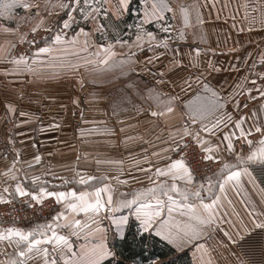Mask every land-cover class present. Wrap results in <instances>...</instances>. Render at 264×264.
Instances as JSON below:
<instances>
[{
	"label": "snow or ice",
	"instance_id": "1",
	"mask_svg": "<svg viewBox=\"0 0 264 264\" xmlns=\"http://www.w3.org/2000/svg\"><path fill=\"white\" fill-rule=\"evenodd\" d=\"M133 2L43 0L40 3L34 0H0V19L12 21L17 8H22L31 13L21 17L32 22L31 33L43 30L50 34L43 38V46H40L35 37L28 40V33H20L19 25L15 29H0L4 33L17 35L19 43L30 45L27 53L19 55H13L16 44L0 46V63L10 65L2 69L4 75L31 74L40 77L46 70H54L51 76L45 77L54 78L60 74L55 70H77L81 63L85 67L90 66L94 73L118 71L120 76L117 79L148 73L159 79L151 87L145 88L146 99L151 101L150 107H138L137 114H148L160 120L179 111L178 124L169 125L171 130L167 140L163 141L164 146L150 153L148 148H142L143 155L132 162L134 171L142 174L146 183L133 175L132 169L125 173L123 159H97V166H114L115 174L102 172L95 175L73 170L71 179L55 177L62 183L53 187L71 184L80 188L49 191L39 185L38 191L29 190L18 176L16 165L20 157L17 152L11 165L0 172V177H4L0 202H11L4 200L5 194L9 197H28L37 202H43L47 197L54 198L55 203L63 207L50 222L30 230L15 226L0 228V245H3L0 247V256L3 257L0 264H37V260L40 264H122L117 259V251L109 246L108 237L111 234L125 241L133 227L134 235L141 240L160 238L177 250L191 248L193 264H213L211 251L207 247V240L212 234H220L223 239L218 244L226 247L225 240L231 244L237 243L233 239V229L248 232L259 229L264 232V71H254L258 65L264 67V52L259 54L258 61L254 60L249 66V76L252 78L244 77L243 82L235 83L226 94L199 71L178 76L175 80L168 79L178 69L188 66L198 69L200 66L197 62L201 52L199 47L194 49L195 55L191 52L188 54L191 57L188 65L182 59L184 54L179 44L173 47L174 40L186 42L187 29L204 24L200 6L185 3L184 0H136L139 8L133 9ZM243 7L245 20L250 24L256 22L255 16H249L248 9L251 8L253 13H259V22L264 26V0H260L258 7L248 3ZM133 11L139 17L134 25V39L116 37L109 42V28ZM193 12L195 24L192 21ZM76 14L82 17L86 25H90V30L80 27L69 36L67 30L76 23ZM58 16L62 19L55 22L46 19ZM235 18L233 15L232 19ZM172 21L179 23L180 27ZM152 24L158 25V31L148 30L146 26ZM94 33L103 37L101 42H90ZM81 37H84L82 42ZM117 47L126 48L127 52H117ZM69 49H73L74 54L86 55L76 64L57 63L58 54L67 56ZM146 51L152 55L145 56L141 62L137 57ZM169 51L172 53V67L154 68ZM248 55L251 56V53ZM208 67H212L211 62ZM163 85L178 91L165 92L157 87ZM128 87L133 88L134 85L129 83ZM247 101L261 103L248 109ZM73 103L77 104L78 101L74 99ZM5 108L9 113L16 112L11 103H6ZM243 109L248 111L241 114ZM113 110L115 114V104ZM19 114L26 115L24 112ZM28 122L21 121L25 124ZM118 123L122 125L119 131L123 132L125 121L121 119ZM59 126L53 123L47 127L54 129ZM92 131L97 129L93 128ZM101 134L114 136L116 130L105 129ZM133 139V136L124 137L125 141ZM156 140L160 141L161 137L157 136ZM145 143L152 145L151 141ZM190 144L198 146L203 161L215 163L217 167L198 175L190 166L185 152ZM237 144L241 145L240 149H237ZM244 145H247V152L243 151ZM152 157H155V162ZM41 159L40 155L33 157L36 164ZM256 169H259V175ZM27 178L25 173L24 179ZM31 180L37 184L40 177L33 176ZM8 181H13L14 186ZM130 181L138 186L129 191H119V186L128 185ZM230 189L239 197L238 203L252 229L248 228L245 216H241L229 197ZM121 209L127 210V214L122 213ZM72 237L83 239L78 249ZM240 264L247 262L241 260Z\"/></svg>",
	"mask_w": 264,
	"mask_h": 264
},
{
	"label": "crops",
	"instance_id": "2",
	"mask_svg": "<svg viewBox=\"0 0 264 264\" xmlns=\"http://www.w3.org/2000/svg\"><path fill=\"white\" fill-rule=\"evenodd\" d=\"M34 2L42 3L43 0H34ZM184 2L195 3L200 6L204 24L187 29L186 42L174 40L173 47L179 44L180 51L184 54L182 59L185 65H188V61L191 59L188 54L191 52L195 55L194 49L199 47L201 52L197 62L200 66L198 69L191 66L178 69L167 78L175 80L178 76L199 71L224 94L230 91L238 81L243 82L244 77L252 78L249 76V66L254 60L258 61L259 54L264 52V26H261L259 22V13H253L251 8L248 9L249 16H255L256 22L250 24L244 19L245 9L243 5L248 3L258 7L260 0H184ZM30 14L22 8H17L15 18L12 21L26 22L25 27L31 28L32 22L21 19V17H27ZM233 15L236 17L235 20L232 19ZM54 18L47 17L46 19L52 21ZM192 21L195 24V12L192 13ZM172 23L180 27L179 23L175 21ZM152 26L154 29L149 31H158V25L152 24ZM3 27L15 29L17 26L8 23L6 19H0V29ZM94 35L95 33L91 37ZM15 36V34L4 33L0 30V46L7 47L9 44H13ZM92 42H95V37ZM116 50L117 52H127L126 48L117 47ZM158 51H163V49ZM249 53L251 56L248 55ZM150 55L152 53L146 51L137 59L143 62L144 57ZM171 60L172 53L169 51L159 63L154 65V68H161L162 66L171 68ZM61 61L72 64L80 62L66 60L65 57L58 54L56 62L60 63ZM209 62H211L212 67H208ZM7 67L10 65L0 63V172L11 165V162L16 158V153L19 152L20 162L17 163L16 169L26 188L38 191V186L43 185L49 191H65L68 187L80 188V186L70 184L66 187H53L62 183L60 179L55 177L71 179L74 175L73 170H82L95 175L109 172L114 175V166H97L95 161L97 159H123L125 173L127 174L132 169V174L146 183L144 176L134 171L133 160L140 159L143 155L142 148H148L150 153L155 148L163 147V141L167 140L171 130L169 125L178 124L179 120V111L173 116L160 120L154 119L148 114L142 116L137 114L138 107L145 109L150 107L151 101L146 99L145 88L151 87L159 77L154 78L148 73H141L140 75H129L117 79L116 77L120 76L118 71L104 72V76L99 77L102 73H94L90 70V66L85 67L81 63L77 70H55L60 74L54 78H45L51 76L52 71H54L46 70L43 76L38 77V82L42 83V87L38 90L33 88L32 83H29L37 76L31 74L6 76L2 69ZM86 71L88 77L84 76ZM254 71H264V67L258 65ZM96 76L97 78H95ZM129 83L133 84L134 87L129 88ZM19 84L28 85L23 93L17 90ZM81 85H87L88 92L73 93V89H79ZM157 87L162 88L165 92L178 91V89L173 90L169 85ZM38 92L41 96L37 95ZM82 95L83 99L89 102L87 110H81L79 105L68 108L71 105L70 102H67L71 100L70 98L81 101ZM142 97L145 98L142 99ZM6 103L15 106L16 112L14 114L6 111ZM247 103L248 109H251L257 107L261 102L254 104L252 101H247ZM114 104L117 106L115 114ZM152 107L154 108V105ZM248 109H243L241 114ZM229 110H232L231 106ZM20 112H24L26 115L20 116ZM81 112H83V119ZM121 119L125 121L123 132L119 131L122 125L118 123V120ZM24 120L29 122L21 123ZM83 121H95L97 123L91 124ZM101 121L106 123H99ZM53 123L60 126L48 129L47 126ZM93 128L97 131H92ZM113 128L116 130L114 136L101 134L105 129ZM80 129L85 131L81 132ZM125 136H133L135 139L125 141ZM157 136L161 137L160 141L156 140ZM145 141H151L152 145L146 144ZM236 146L237 149L241 147L240 144ZM35 155L42 157L39 164L33 160ZM78 156L79 160H77ZM152 160L155 162V157H152ZM29 164L32 166L29 167ZM25 173L27 179H24ZM33 176L40 177L37 184L32 183L31 177ZM3 181L4 177H0V187H3ZM8 183L14 186L13 181H8ZM137 186L136 183L130 181L128 185L119 186V191H129ZM249 190L251 191L250 188ZM228 195L236 204L237 211L240 212L241 216H245L243 208L238 203L239 197L231 189ZM17 197L14 196L13 198ZM253 197L256 198L254 192ZM8 198L10 197L5 194L4 200ZM62 207V205H58L51 216L29 225H19L0 220V228L15 226L25 231L30 230L39 224L50 222L56 213L62 210ZM121 212L127 214L125 209H121ZM80 218L83 219L82 216ZM245 222L248 224V228L252 229V225L246 216ZM104 223L107 222L104 221ZM237 231H239V235H237ZM246 232L248 231L239 228L233 229V239L237 240ZM221 239L223 237L220 234L214 233L207 240V247L211 251L213 264H240L243 259L235 244L225 240L226 247H221L218 244ZM72 240L77 249L83 243L82 238L72 237ZM116 240L120 239L110 234L108 237L109 246L113 248ZM174 249L176 250L174 258L177 255L187 254L188 264H193L191 248H185L183 251ZM8 250L11 251L10 248ZM0 259L3 257L0 256ZM159 262H161L160 259L154 260L155 264ZM37 264H40L39 260H37Z\"/></svg>",
	"mask_w": 264,
	"mask_h": 264
},
{
	"label": "built area",
	"instance_id": "3",
	"mask_svg": "<svg viewBox=\"0 0 264 264\" xmlns=\"http://www.w3.org/2000/svg\"><path fill=\"white\" fill-rule=\"evenodd\" d=\"M42 32L30 33L28 40L33 37L40 43ZM43 46V42L40 43ZM30 45L27 43L19 44L18 50L27 53ZM246 148V145H244ZM187 159L190 166L199 175L209 169H215L217 165L203 161L201 153L195 144H190L187 149ZM259 175V169H256ZM10 203L0 202V220L18 224H31L49 216L56 207L53 199H46L43 202L33 201L28 197H17L8 199ZM235 244L236 249L240 253L243 261L247 264H264V232L259 229H252L239 237Z\"/></svg>",
	"mask_w": 264,
	"mask_h": 264
},
{
	"label": "rangeland",
	"instance_id": "4",
	"mask_svg": "<svg viewBox=\"0 0 264 264\" xmlns=\"http://www.w3.org/2000/svg\"><path fill=\"white\" fill-rule=\"evenodd\" d=\"M138 8H139V5H136V6L133 7V9H138ZM130 14L132 15L131 19L127 20L126 16H125L122 20H120L119 22L115 23L112 27L109 28L108 33H107V39H108L109 42L113 41L116 37H120L121 39H124V40H128L130 38L134 39V33H135L134 25H135V23L138 22L139 17H138V14H137L136 11H133ZM61 19H62V17L58 16V17H55L52 21L55 22V21H58V20H61ZM75 19H76V23H73L72 27L69 30H67L69 36L74 34V32L78 31L80 27H85L86 30H90V25H86L84 23L82 17L79 14H76ZM8 23H10L12 25L14 24L15 26L19 25V32L20 33H28V36L31 33L29 31L30 27H25L26 22H14V21L11 22V21H8ZM54 26L58 27L59 25L54 24ZM129 26H132V27H129ZM146 27L148 28V30H153L154 29V27L152 25L146 26ZM40 31L43 34L42 38L40 40V43H41V42H43V38L45 36L50 35V34L44 32L43 30H40ZM94 37H95V42H101L102 39H103V37H101L99 34H95L93 37L90 38V42H92L94 40ZM80 39H81V42H82L84 38L81 37ZM13 44H16V48L13 49V55L21 54L22 52L20 50H18V46H19L20 43H19V37L17 35L15 36V38L13 40ZM40 46H41V44H40ZM85 55L86 54H83V53L74 54V50L73 49H69L67 56H63V57H65L66 60L81 61V58L84 57ZM84 76L88 77V72L87 71L84 72ZM97 76L95 78H97ZM103 76H104L103 73L101 75H99V77H103ZM29 83L30 84L32 83L33 88L38 89V90H40V88L42 87V83L38 82V77L33 78V81H30ZM70 84H72V82H70ZM26 87H28V85H22V84L20 85L19 84V85H17V88H18L17 90H18V92L23 93L25 91ZM81 91L82 92H88V86L87 85H81V87L79 89L78 88H74L73 89V93L74 92H81ZM37 95L41 96L40 92H38ZM70 97H71V95H70ZM70 99L71 100L67 101V102H70V104H71L68 108H72L73 105H75V107L79 105L81 110H83V111L87 110L89 102H87V101H85L83 99V95H82V100L78 101L77 104L73 103V99L72 98H70ZM256 103H259V102H254V104H256ZM243 151H245V152L248 151L247 145H246V148L243 147ZM11 198H13V197H10L8 199H11ZM46 199H53L54 200V198H44V200H46ZM55 204H56V207H55V210H56L58 205H57V203H55ZM55 210L49 216H51L55 212ZM49 216H47L46 218H48ZM43 219H45V218H43ZM43 219H41V220H43ZM41 220H39V221H41ZM34 223H36V222H34ZM15 224H18V223H15ZM31 224H33V223H31ZM19 225H24V224H19ZM26 225H29V224H26Z\"/></svg>",
	"mask_w": 264,
	"mask_h": 264
},
{
	"label": "trees",
	"instance_id": "5",
	"mask_svg": "<svg viewBox=\"0 0 264 264\" xmlns=\"http://www.w3.org/2000/svg\"><path fill=\"white\" fill-rule=\"evenodd\" d=\"M138 5L134 0L132 7ZM132 15L129 13L126 19H131ZM134 227L128 234L125 241L116 240L113 244V249L117 251V259L122 261V264H155L154 260L160 259L161 262L157 264H188L187 254L177 255L176 250L159 240L158 238L140 239L138 235H134Z\"/></svg>",
	"mask_w": 264,
	"mask_h": 264
}]
</instances>
